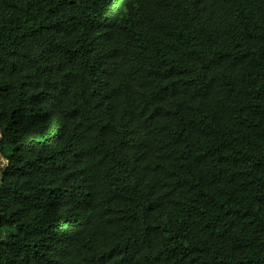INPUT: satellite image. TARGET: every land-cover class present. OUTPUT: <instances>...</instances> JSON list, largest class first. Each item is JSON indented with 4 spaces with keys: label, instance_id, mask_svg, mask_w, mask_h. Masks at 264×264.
Instances as JSON below:
<instances>
[{
    "label": "trees",
    "instance_id": "trees-1",
    "mask_svg": "<svg viewBox=\"0 0 264 264\" xmlns=\"http://www.w3.org/2000/svg\"><path fill=\"white\" fill-rule=\"evenodd\" d=\"M0 264H264V0H0Z\"/></svg>",
    "mask_w": 264,
    "mask_h": 264
},
{
    "label": "rangeland",
    "instance_id": "rangeland-1",
    "mask_svg": "<svg viewBox=\"0 0 264 264\" xmlns=\"http://www.w3.org/2000/svg\"><path fill=\"white\" fill-rule=\"evenodd\" d=\"M6 165H7V162L0 155V180H1V175L5 171Z\"/></svg>",
    "mask_w": 264,
    "mask_h": 264
}]
</instances>
